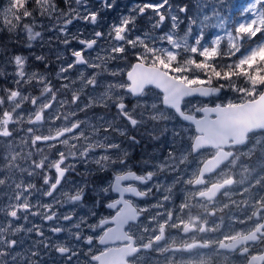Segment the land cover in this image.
I'll return each mask as SVG.
<instances>
[{"label":"rangeland","instance_id":"rangeland-1","mask_svg":"<svg viewBox=\"0 0 264 264\" xmlns=\"http://www.w3.org/2000/svg\"><path fill=\"white\" fill-rule=\"evenodd\" d=\"M144 3L159 4L162 1L123 0L115 2V6L110 10L106 8V14L115 10L113 15H110L111 18L114 17V21H112L113 18L112 20L107 18L108 26L98 41L103 40L107 32H111L113 25L119 24L122 16L135 15L137 16L135 26L129 25L133 30L128 35L133 39L141 37L149 45L157 47L162 45L169 48L178 54L175 63L183 64L187 59L197 57L203 60V58L198 54L194 55L190 51H185L183 48L173 49L166 40H160L159 37L172 32L175 38L182 39L187 34L189 36L188 43L192 45L193 37L202 30V45L211 47L213 46L212 41L220 38V43L215 45L218 56L213 60H215L218 69L223 68L224 70H227L229 66L235 70V64L239 59L264 44V30L252 38L235 39L234 29L238 23L253 18L252 13L247 11L252 4H256L257 13L264 11V3H257L256 0H219V2L218 0H195L194 2L189 0V10L183 15L178 13L180 8L178 3L171 9L166 5L160 9V12L166 15V21L159 27L163 29L167 23L166 31L148 35L145 30H141L137 35L134 31L140 22L147 20L149 27H153L157 21V15L151 9H147L143 15H137L136 12L130 11L133 5H143ZM6 5L7 0H0V12H3ZM214 5L218 14L224 18L225 27L223 29L208 26L215 24ZM89 12L97 11L91 10V5L86 7H82L81 4L77 5L75 0H72L68 8L62 12L55 10L51 4L49 11L42 9V13L38 14L40 20L29 23L33 31L41 33V36L34 41L28 39L23 23H19L17 28L9 31V25L0 16V73H3L0 75V106L6 103V109L1 112L3 114L0 118V133H4L0 135V177H3L0 179V205L2 206L6 207L9 197L28 183L35 185V188L31 190L33 192L30 197L31 203H35L38 198L44 203L51 202V197L39 196L36 190L47 188L43 184L42 166L53 167L61 158L59 154H62V158L70 166V176L63 183V190L70 194L78 187L87 186V181H82L81 178L85 176L82 173L85 172L89 162H102L104 167L107 160L98 159L103 154V150L119 148L120 152L126 151V154L131 155L134 152L136 163L140 162L141 164V177L144 179L142 185L145 189H161V191H156L159 198L167 191L170 194H167L168 197L174 196L176 190L171 189L181 188L186 180L191 178L195 164L208 156V151H204L192 158L187 157V141H190L193 135L191 129L181 122L171 110L162 106L161 93L158 90L148 87L142 91L140 96L131 99L124 90L127 86L125 80H104L102 78L103 73L112 75V78H118L129 66L121 57L110 58L112 55L110 46L114 42L112 37L108 38L105 44H97V48L85 52L87 59L100 65L103 63L102 69L77 65L70 73L63 74L70 75L75 83H71V80L63 81L57 78L60 68L74 60L71 55L72 50L83 49L77 45L75 40L86 39L89 31L94 33L101 26V20L98 18V23L92 25L83 19L76 18L66 26V31L61 32L60 29L65 27L67 19L76 16L77 13L83 17ZM169 12L178 17V26L175 29L172 27ZM151 14L154 17L147 19V16ZM204 15H208L212 19L206 22L202 29L199 23L192 25V31L189 33V17L203 20ZM227 33H232L231 40ZM65 38L70 41L67 45L63 43ZM29 44L32 46L28 47ZM234 45H239L240 50L236 51ZM16 55L26 58L25 72L27 74L36 72L46 76L57 87L56 90L49 95L41 92L38 84L35 86L31 83L14 84L13 81L18 79L15 76L16 66L13 62ZM37 56H43L45 59L39 61L36 59ZM98 57L103 59L99 60ZM105 65H109L110 68H106ZM80 72H83L86 77L97 74L96 79L100 83L95 92L91 86H87L86 81L80 79ZM101 72L103 73L101 74ZM197 73L198 71L193 68L192 71L179 75L208 80L198 76ZM244 80L246 81H241L236 88L224 85V89L221 88L218 94L211 95L206 100L197 98L183 100L181 109L197 117L203 106L239 104L254 99L264 88V85L253 86L246 77ZM63 83H69V86L67 88L59 87ZM208 84L210 83L205 86H209ZM13 88H18L21 93L27 96L18 94L13 97L5 91V89ZM232 89L236 91H232ZM240 89H245V91L241 92ZM33 99L36 100L35 105L32 103ZM122 101L126 104L127 115L137 121L134 126L131 125L129 119L125 118L123 111L118 114V105ZM45 106L48 107L44 109ZM93 108L102 109L109 117L100 119L97 115L89 117L92 113L84 114L85 111ZM73 125H76V128L68 132ZM59 133L62 135L58 139H51ZM44 138L50 139L43 142ZM259 139L257 144L251 143L246 147L251 151V153L243 152L246 160H241L238 156H241V153L234 156L218 178L222 179L227 175L234 178L232 185L228 186L223 194L229 199L224 203L229 205L227 210H231L232 214L221 219L222 226L230 227L234 222L238 226L243 219H246L247 225L253 224L249 221L250 214L257 207L264 206V133L259 135ZM183 161L188 162L187 168L183 166ZM48 174L54 175V172ZM55 196L58 202L54 208L58 211L64 206L61 211L62 215L74 213L72 223L80 222L83 218L84 222L81 226L83 229L88 219V207L80 202L75 204L69 202L61 191ZM262 211H258V214L264 215V211ZM240 213H245L246 217L245 215L240 217ZM29 221L30 223L19 220L15 223L23 225L24 228L32 227L33 224L43 225V228H46L43 220L38 216H30ZM0 223H5L3 214H0ZM72 223L67 227H70ZM73 231L76 232V230ZM223 233L225 232L222 229ZM45 236L52 238L46 250L48 252L52 248L51 243L54 242V236L49 233H45ZM11 238L21 241L17 248L20 254V264H23L25 253L33 246V242L40 239L34 232L26 233L24 231L16 233ZM39 250L42 248L40 247ZM230 264H236L233 258L230 259Z\"/></svg>","mask_w":264,"mask_h":264},{"label":"flooded vegetation","instance_id":"flooded-vegetation-1","mask_svg":"<svg viewBox=\"0 0 264 264\" xmlns=\"http://www.w3.org/2000/svg\"><path fill=\"white\" fill-rule=\"evenodd\" d=\"M117 1L123 0H115V2ZM110 2L111 0H109ZM188 2L189 0H169L172 7L178 3L177 5L180 8L187 6V10H189ZM89 5H91V10L99 13L98 18L101 20V26L96 31L104 34L108 26L107 18L110 20L113 18L112 21H114V17L111 18L110 15H113L115 10L106 14L107 9L103 6V1L82 0V7ZM179 9V14H185V12H180ZM153 17L154 15L151 14L147 16V19ZM167 25L166 23L164 26L167 27ZM137 27L134 31L137 35L140 34L141 30H145L148 35L166 31V27L163 29L149 27L147 20L140 22ZM89 32L86 40L95 38V32ZM111 37L107 32L106 37L98 41L97 44L103 45ZM78 40L76 39L75 42L83 48L84 46L80 45ZM95 48H97V45L93 49ZM88 51L91 50L85 52ZM142 52V46L136 48L128 46L126 52L119 56L129 65L123 75L112 78V75L101 72V74L103 73L102 78L104 80H125V73L135 62L146 66H154L147 57L142 61L137 60V55L134 54ZM102 65L103 63H101V69L103 68ZM105 66L110 68L109 65ZM161 71L163 70L161 69ZM170 75L174 74L170 73ZM127 94L129 95V93ZM129 98L133 99L130 95ZM47 107L45 106L44 109ZM183 112L189 114L186 111ZM38 116L40 118V115ZM185 125L191 129L193 134L191 140L187 141V157L192 158V156H197L204 151H208V156L195 164L191 178L186 180L181 188L171 189L176 190L174 196L168 197L170 194L167 191L159 198L156 191H161V189H145L142 185L144 179L141 177V164L140 162L136 163L134 152L130 155L126 154V151L120 152L119 148L111 149L104 167L102 162H89L85 172L82 173L85 176L81 178L82 181H87V186L85 185L86 187L82 188L85 194L80 203L88 207V219L83 229L79 231L85 238L92 236L93 244L89 246L83 243L82 240H75L74 236L68 231L62 232L59 236L53 237L54 242L51 243L52 248L50 251H46L48 247L41 246L42 250L40 252L42 255L39 259L43 264H230L232 258L236 264H248L250 259L263 254L264 215L258 214V211H264V206L257 207L250 214L249 221L253 224L247 225L246 219H243L238 226L236 222L232 223L230 227L222 226L221 219L232 214L231 210H227L229 205L224 203V201H229L227 197L223 196L228 186L222 189H217L215 186L226 181L229 182V186L232 185L234 178L230 175L218 179L222 175L223 169L239 153H241V156L238 155L241 160H246L243 152L251 153L246 147L251 143L257 144L260 140L259 135L263 134L264 131L246 134L245 142L240 146H232L229 141L227 147L220 149L223 152H229V158L214 170L197 178L200 165L213 157L219 148H204L192 152L190 145L194 133L189 124L185 123ZM75 128L76 125H73L68 132ZM55 136L56 134L51 139H58ZM49 139L44 138L42 141L46 142ZM113 160L116 162L113 163ZM183 166L187 168L188 162L183 161ZM130 172L133 173L132 176L128 175ZM69 176L68 171L65 181ZM116 177H128L120 180L119 192L115 191ZM58 192L59 190L54 195ZM109 204L114 205V207L109 208ZM241 208H243V205H241ZM62 209H64V206L57 211L59 215ZM243 215L246 217L245 213L239 214L240 217ZM48 223L53 222H44L46 226L44 232L53 235L47 231ZM71 223L72 221L60 220V224L65 226ZM222 229L225 232L223 234ZM73 230L76 229H71L72 233H74ZM249 238L253 240H249ZM231 242H234L233 249L229 245ZM56 244L74 247L77 256L73 257L71 261L62 258L55 250ZM222 246L224 247L222 248ZM89 247H91V253L88 252ZM255 261H253L254 264H264V259L260 262Z\"/></svg>","mask_w":264,"mask_h":264},{"label":"snow or ice","instance_id":"snow-or-ice-1","mask_svg":"<svg viewBox=\"0 0 264 264\" xmlns=\"http://www.w3.org/2000/svg\"><path fill=\"white\" fill-rule=\"evenodd\" d=\"M81 2L82 0H75L77 5L81 4ZM256 2L264 3V0H256ZM36 3L39 4L44 11H49L51 8L50 0H36ZM165 5H168L169 9L172 7L169 4V0H162V3L159 4L144 3L143 5H133L130 11L136 12L137 15H143L147 9H151L159 17L153 27L159 28L163 25L166 19V15L160 12V9L164 8ZM103 6L110 10L115 6V0H111V3H109V0H103ZM179 11L186 12L187 6L181 7ZM247 11L252 13L253 18L245 22H240L235 27V39L237 40L243 39L245 37H255L258 33L264 30V11L257 13L256 4H252L251 7L247 9ZM32 15L33 11L29 8L28 0H7L5 9L3 12H0V16L3 17L4 22L9 25V31L17 28L22 20L31 17ZM98 15V12H89L87 15L80 17L79 13H77L76 16L66 20L65 27L61 28L60 31H66V26L71 24L73 19L76 18L83 19L92 25H96L98 22ZM168 15L171 16L172 27L175 29L178 26V17L171 12H169ZM213 16L215 17V24L208 26H215L223 29L225 27V21L224 18L218 14L215 5L213 6ZM136 19L137 16L135 15L122 16L119 24L113 25L111 32L109 33V35L112 36V40L114 41L110 46L112 53L110 56L111 59L119 58L120 54H124L126 52L128 46L136 48L139 45L143 47V52L137 54V60L142 61L145 57H147L154 65L152 68L144 69L145 79L141 80L137 87L130 90L133 96H139L142 94L143 84L146 80H151V82L156 83L160 77L165 75L171 81V83L165 88L166 97L168 98V102L172 103L173 106L177 105L183 97H190L195 94H198L201 97H209L211 95L218 94L220 89L224 87L223 84L218 88L203 87V85L206 83H211L212 76L218 80H231L232 76L239 74L246 77L253 86H256L258 83L264 85V74H262L264 69H254V65H256L258 61L264 62V44L259 45L257 48L251 50L248 55H245L239 59L238 63L235 64V70H233L232 66H229L228 70L225 71L223 68L218 70L216 66L208 63V61H211L218 56V50L215 45L220 43L219 37L213 40V46L209 47L207 45H202V30L198 35L193 37L194 43L192 45H189L188 43L189 36L187 34L182 39H177L172 32H169L164 36L159 37V39L166 40L167 44L171 45L173 49L183 48L185 51H190L194 55L198 54L203 58L202 61L187 59L183 64H177L175 62L177 61L178 54L169 48L163 47L162 45L159 47L155 45H149L145 43V40L141 37H136L133 39L128 35L133 30V28H130L129 25L134 27ZM211 19L212 18L208 15H204L203 20L189 17V33L192 31V25L199 23L202 29L203 26L206 25V22L210 21ZM23 28L26 30L28 39L30 41H34L41 36L39 31H33V28L29 23H24ZM103 35L104 34L102 32L96 31L95 38L93 39H79L78 43L84 46L83 49L72 50L71 55L74 57V60L68 63L66 66H62L60 68L59 72L57 73V78L63 81L71 80V83H75L70 75L65 76L63 74L70 73L71 70L76 68L77 65H86L87 68L100 67L101 65L99 63H94L92 60L85 57V51L92 50L94 46L97 45L98 38H101ZM227 35L229 36L230 40L233 38L232 33H227ZM73 39H75V37H73ZM69 42L70 41L67 38H65L63 41L65 45H67ZM31 46V44L28 45V47ZM234 47L236 51L240 50L239 45H234ZM36 59L43 61L45 58L43 56H37ZM98 59L101 60L103 58L98 57ZM13 62L16 66L15 76L18 78L13 81L14 84L21 85L24 83H31L33 86L38 84L41 92L47 93L49 95L56 90L57 87L53 85L46 76L39 75L36 72H33L29 75L25 72L26 58L24 56L16 55L13 58ZM193 68L195 70L204 71L205 74L209 76V79L205 81L199 78H189L188 76L179 75L181 73L190 72L193 70ZM161 69L163 72L160 71ZM170 73H173L174 75H170ZM2 74L3 73H0V75ZM96 75L97 74L86 77L83 72H80V79L82 81H86L87 86H91L93 92H95L96 87L100 83L97 81ZM193 85H200V87H192ZM68 86L69 83H63L59 87L67 88ZM5 91L13 97L17 96L18 94H23L18 88L5 89ZM240 91L243 92L245 89H240ZM32 103L35 105L36 100L33 99ZM222 107V105H217L216 110L219 111ZM209 110V108L204 109L205 112ZM121 111L125 113V118L130 120L131 125L134 126L137 123L135 118H131L127 115L126 104L123 101L118 105V114H120ZM177 111H180L178 107ZM189 118L190 117H185V119ZM3 134L4 133H0V135ZM110 152V148L103 150V154L98 159L107 160L109 158ZM59 156L61 157L59 158V162L55 163L53 167L49 168L48 165L42 166L43 184L46 185L47 188L36 190L39 193V196L51 197V202L44 203L38 198L35 203H31L30 197L33 195L31 190L35 188V185L28 183L17 193L9 197V202L6 207L0 205V214H3L5 217V223H0V264H20V254L18 253L17 248L21 241L11 237L22 231L26 233L34 232L37 237H40L39 240L33 242V246L25 253L23 264H43V262L39 259L42 255L39 249L41 246L47 248L52 238L45 236L43 225L33 224L32 227L24 228L23 225H17L15 223L19 220L30 223V216H38L45 223L53 222L49 224L47 228V231L51 232L53 236H59V234L62 232L68 231L74 236L75 240H82L83 243H86L89 246L93 244L92 236L85 238L79 231L81 229L82 223L84 222L83 218H81L80 222L74 221L70 227L60 224L61 219L63 221H72L74 213L59 215L57 210L54 208V205L58 202L54 193H56L58 190L63 192V195L66 196L67 200L74 204L82 201L85 193L80 187H78L71 194L63 190L62 182H65L66 174L70 170V166L62 158V154H59ZM112 162L115 163L116 161L113 160ZM123 162L125 163V161ZM49 172H54V175H49ZM128 175L132 176L133 173L130 172ZM2 178L3 177H0V179ZM127 178L128 177H116L115 191H120V180ZM108 207L111 208L114 207V205L109 204ZM73 228L77 230L74 233L71 232V229ZM55 250L62 258H66L69 261H71L73 257L77 256L76 249L65 244H56ZM91 251V247H89L88 252L91 253ZM93 259H95V257H93Z\"/></svg>","mask_w":264,"mask_h":264},{"label":"water","instance_id":"water-1","mask_svg":"<svg viewBox=\"0 0 264 264\" xmlns=\"http://www.w3.org/2000/svg\"><path fill=\"white\" fill-rule=\"evenodd\" d=\"M94 1L99 2L103 0ZM152 67L153 66H146L135 62L125 73V80L127 82L125 91L129 93L130 97H137L133 96L130 90L137 87L141 80L145 79L144 69ZM170 83L171 81L165 75L160 77L156 83L151 82V80H146L143 84L142 90L148 87L158 90L161 93L162 106L171 110L181 122L187 123L192 127V131L194 133V137L190 145L192 152L204 148H219L213 157L207 159L200 165L197 178L214 170L218 165L222 164L229 158V152L226 153L220 150L227 147V143L229 141L232 146H240L244 143L246 134L264 130V88L254 99L244 101L240 104L223 105L219 111L216 110L217 105L203 106L199 110V116L195 118L181 110L180 106L182 101L190 98L206 100L209 97H201L198 94H195L190 97L181 98L179 103L173 106L172 103L168 102L165 92V88ZM192 87H200V85H195ZM203 87L209 86L203 85ZM177 107L180 109V111H177ZM205 108H209L210 110L205 112ZM185 117L190 118L185 119ZM61 135L62 133H59L55 136V138H59ZM228 184L229 182L226 181L215 187L217 189H222ZM249 240L253 239L249 238ZM229 245H231V249L234 248V242H231ZM223 247L224 246H222V248ZM262 259H264V253L260 256L254 257L253 259H250L248 264H254V260L260 262Z\"/></svg>","mask_w":264,"mask_h":264},{"label":"trees","instance_id":"trees-1","mask_svg":"<svg viewBox=\"0 0 264 264\" xmlns=\"http://www.w3.org/2000/svg\"><path fill=\"white\" fill-rule=\"evenodd\" d=\"M71 1L72 0H50L54 9L61 11V12L65 11L68 8V5L70 4ZM28 5H29L30 10L33 11V15L31 17H28V18L22 20L20 22L21 24L22 23L24 24V23L36 22V21L40 20V18L38 17V14L40 15V13H42V8L40 7L39 4L36 3V0H28ZM195 60L199 61L200 59L195 57ZM200 61H202V60H200ZM208 63L217 67V65L215 64V60H213L212 62H208ZM263 63L264 62L258 61L257 64L254 65V69L255 68L264 69ZM227 70H225V71H227ZM197 71H198V73H197L198 76L209 79L208 75H206L204 71H201V70H197ZM211 78L215 79V80L211 79V81H213V82L208 84L211 87H220V85L223 84V85H230L232 88H236L240 84L241 81H246V80H244L245 77L242 75H239V74L232 76L231 80H218L214 76H212ZM243 85H245V83H243ZM257 85L263 86L259 83ZM222 89H224V87ZM228 89H230V88H228ZM232 91H236V90L232 89ZM5 109H6V103L3 106H0V118H1V114H2L1 112L5 111Z\"/></svg>","mask_w":264,"mask_h":264},{"label":"bare ground","instance_id":"bare-ground-1","mask_svg":"<svg viewBox=\"0 0 264 264\" xmlns=\"http://www.w3.org/2000/svg\"><path fill=\"white\" fill-rule=\"evenodd\" d=\"M55 97V96H54ZM82 97V96H81ZM240 104V103H239ZM82 112H84V111H82ZM90 113H92V114H90ZM98 113H101V114H98ZM84 114H90L89 115V117L90 116H92V117H95L96 115L97 116H99V118L101 119V117L104 119L105 117H109V115L108 114H106L105 113V111H103L102 109H100V108H93V109H88V111H85L84 112ZM80 115H81V113H80ZM163 120V119H162ZM159 121V120H158ZM157 124V123H156ZM162 126V125H161ZM156 142V141H155ZM157 143V142H156Z\"/></svg>","mask_w":264,"mask_h":264}]
</instances>
